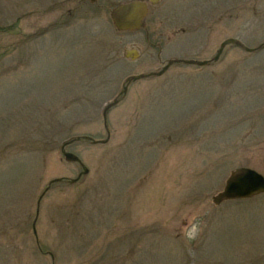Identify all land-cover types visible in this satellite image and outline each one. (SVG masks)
<instances>
[{
  "label": "rangeland",
  "instance_id": "1",
  "mask_svg": "<svg viewBox=\"0 0 264 264\" xmlns=\"http://www.w3.org/2000/svg\"><path fill=\"white\" fill-rule=\"evenodd\" d=\"M125 1L0 0V264H264V193L211 201L264 175V0H145L118 32Z\"/></svg>",
  "mask_w": 264,
  "mask_h": 264
},
{
  "label": "water",
  "instance_id": "2",
  "mask_svg": "<svg viewBox=\"0 0 264 264\" xmlns=\"http://www.w3.org/2000/svg\"><path fill=\"white\" fill-rule=\"evenodd\" d=\"M148 12L147 4L146 2L142 0H131L128 2L119 3L116 6H114L110 10V18L113 22L114 27L118 31H134L143 26V21ZM234 43L239 44V41L235 38H227L224 41L220 43L219 48L217 49L216 54L213 57V60L216 61L225 45ZM246 51H252L253 48L245 47ZM127 55H130V57L134 58L136 55V51L130 50L127 52ZM173 62H183L185 64H197L199 66H203L208 63V60H193V59H174L169 60L167 63L156 72H149L148 74H139L134 75L127 79V82L130 80H138L140 78H143L145 76H159L162 73H164L168 67ZM127 87L124 86L122 92H126ZM117 100L114 99L110 103L106 105V107L103 109V117L105 119L107 110L114 104H116ZM83 139L89 140L91 143H105L108 138L101 140V139H93L92 137L88 135L82 136ZM66 143H63L61 146L62 155L65 158L66 161L70 162H78L81 163L80 158L70 152L64 150ZM88 172L87 168H84L82 173L86 174ZM80 173L76 178L70 179L69 182L73 183L76 182L79 177L81 176ZM58 180V179H55ZM264 193V176L258 172L257 170L241 166L237 167L233 171L229 173L225 180L224 187L221 191L217 192L216 194L212 195L211 200L215 205H219L224 201L228 200H235V199H245L250 198L252 196L258 195ZM39 204V200L37 201V205ZM34 233L35 229L33 227Z\"/></svg>",
  "mask_w": 264,
  "mask_h": 264
},
{
  "label": "clouds",
  "instance_id": "3",
  "mask_svg": "<svg viewBox=\"0 0 264 264\" xmlns=\"http://www.w3.org/2000/svg\"><path fill=\"white\" fill-rule=\"evenodd\" d=\"M200 231H201V229H199L196 226H193V228L185 231L183 233V235H184V237H185L186 240L192 241V240H195L197 238V236L199 235V232Z\"/></svg>",
  "mask_w": 264,
  "mask_h": 264
},
{
  "label": "flooded vegetation",
  "instance_id": "4",
  "mask_svg": "<svg viewBox=\"0 0 264 264\" xmlns=\"http://www.w3.org/2000/svg\"><path fill=\"white\" fill-rule=\"evenodd\" d=\"M262 45V44H261Z\"/></svg>",
  "mask_w": 264,
  "mask_h": 264
}]
</instances>
